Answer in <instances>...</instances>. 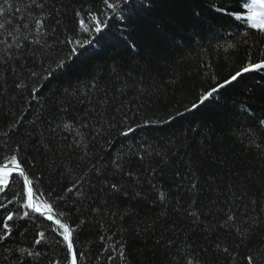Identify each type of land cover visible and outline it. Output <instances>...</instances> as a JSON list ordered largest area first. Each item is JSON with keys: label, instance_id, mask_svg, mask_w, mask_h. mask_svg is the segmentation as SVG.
Segmentation results:
<instances>
[{"label": "trees", "instance_id": "16d2710c", "mask_svg": "<svg viewBox=\"0 0 264 264\" xmlns=\"http://www.w3.org/2000/svg\"><path fill=\"white\" fill-rule=\"evenodd\" d=\"M37 3L44 4L42 12L30 0H8L11 7L0 0L6 8L0 13V155L27 157L37 194L63 197L57 210L86 221L75 241L86 256L81 264H171L186 245L199 264H246L249 249L264 251V130L244 134L254 126L244 108L264 117V71L245 74L192 108L240 68L250 46L254 59L264 49L255 30L243 44L244 27L215 11L213 0H155L150 9L137 0L126 31L113 18L101 34L84 33L75 12L90 25L85 14L103 9L102 0ZM37 19L44 20L39 32ZM93 37L72 54L68 40ZM128 125L135 131L124 136ZM73 182L78 190L68 192ZM109 183L140 195H113ZM20 191L16 183L7 198L0 194L8 211L21 210L22 201L13 199ZM22 210L30 217L9 222L12 235L0 242V264L61 258L63 240L53 222ZM229 211L241 226L247 217L258 219L250 239L224 226ZM5 215L0 209V218ZM39 232L45 240L36 245ZM122 239L127 260L112 250Z\"/></svg>", "mask_w": 264, "mask_h": 264}, {"label": "snow or ice", "instance_id": "6c2138e0", "mask_svg": "<svg viewBox=\"0 0 264 264\" xmlns=\"http://www.w3.org/2000/svg\"><path fill=\"white\" fill-rule=\"evenodd\" d=\"M4 2L8 5V7H11V5L8 4V0H4ZM30 3L33 7L41 9V12L43 11V3H37V0H30ZM102 3L104 5L103 9L90 11L89 13L85 14V16L91 21L90 25L85 23V17H82L80 12H75V16L79 18L78 23L82 31L84 33H104L105 30H110L109 21L113 20V18H115L121 25V31H126L128 21L132 18V14L137 9V0H102ZM154 3L155 0H139V7L150 9ZM216 3L217 0H213L212 7L215 11L232 18L234 22H238V27H244V31L242 33L243 44H248L247 37L249 35V30H255L258 35V42L264 43V0H231V2H229V0H223V3H221L218 7L216 6ZM229 7H231L233 10H229ZM5 11V6L0 5V13H4ZM16 11H19V9H16ZM46 19L47 17H45V20ZM35 25L37 32H39V30L44 26V20H35ZM3 27L4 24L0 23V28ZM93 39L94 37L85 39L83 41L75 39L68 40L69 43L74 45L71 50L72 54H78L77 49L91 44ZM132 47H135V45H132ZM227 47L235 49L237 45L229 44ZM63 63L64 61H60L57 67H62ZM260 71H264V49H257L256 58L254 59L250 46L249 50L246 52L245 61L240 66V68L234 73H231L222 82L218 81L214 86H211L208 90L199 95L197 97L198 103H193L192 108H199L200 105H203L210 98H214V94H217L220 89L231 85L233 82H237L245 74ZM32 75L36 76L37 74L32 73ZM91 86L96 87L95 84ZM250 99L251 97L249 100ZM244 112L251 116L254 120V126L248 128L245 131L244 134L246 136L252 135L257 129L264 130V117L257 116L252 111L250 106L244 108ZM168 119L174 120L175 116L170 115ZM121 123L126 124V121L122 120ZM63 127L70 128L71 125L64 124ZM80 127L88 129L89 125L81 122ZM108 127L111 128L113 125L109 124ZM101 131H103V125H101ZM134 131L135 129L128 125L127 131L123 132L122 135L127 136L129 133ZM78 134L81 136L83 135V133L79 132ZM250 143L254 144L252 141H250ZM255 146L257 148L260 147L258 144ZM140 158L142 159L143 157ZM26 164H28L27 157L22 160L20 155L15 152L9 156L0 155V194H4L5 198H7L6 193L10 186L19 183L21 186V191L19 193H15L13 199L22 201L21 210L15 211H8L5 203L0 201V209H3L6 213L5 217L0 218V225H2L3 228V234H0V242L6 240L12 235V227L9 222H13L14 220H24L25 218L30 217L29 211L22 210L28 209L31 210V212L39 213L40 216L45 217L48 221L53 222L55 225L54 230L58 232L59 237H62L64 250L61 258H50L48 264H81V260L86 259V256L82 250L77 248L75 241L78 238L82 228L86 225V221L81 219L79 216L73 218L70 212L57 210L59 208V202L63 200V197H44L42 194L38 195L37 193L39 192V189L35 187V184H38L39 181L36 180L34 182V180L29 177L28 173L30 171V167L26 168ZM95 167L96 166L93 165V168ZM118 167L120 166L118 165ZM120 170L123 172L122 167ZM127 175L129 178H131L133 174L128 172ZM16 177H19L20 180L17 181ZM74 189H77L76 182H73L72 187L66 188L68 192H73ZM108 189L113 195L129 198L139 197L140 195L139 193L131 194L129 190L125 188V186L118 185L117 183H109ZM195 189L196 184L193 183L190 190ZM158 199L163 201L165 199L164 193L160 192L158 194ZM12 202V200H8V203ZM96 212L97 214H102L100 213L99 209H96ZM132 215H134V213H129V217ZM191 215L193 217V222L197 223L198 218L196 214L191 213ZM121 220H124L123 216H121ZM258 223V219L247 217L241 226V222L237 219L236 214L231 211L226 214V219L224 220V226L228 227L230 230H234L237 236L242 240L251 238V236L254 234L253 229L258 225ZM128 231L130 234H136L134 230ZM149 231L150 229L147 226H144L141 229V232L144 234H147ZM38 235L39 239H35L34 243L36 245H41L45 240V233L39 232ZM104 239V236H100V240L103 241ZM173 247H175V245H173ZM217 248H220L219 244L217 245ZM112 250L118 253L119 258H122L123 260L128 259V255L126 253V244L123 239L120 241L119 245H117ZM222 251L224 253H228L229 249L224 247ZM19 252H27V255L33 258H42L43 255L40 251L26 250L24 248H20ZM108 259H115V257L111 255V252H109ZM245 259L246 264H260V261L264 260V251H253L249 249ZM171 264H199V257L194 255L190 245H186L183 250L177 248L176 252L172 254Z\"/></svg>", "mask_w": 264, "mask_h": 264}, {"label": "bare ground", "instance_id": "6f19581e", "mask_svg": "<svg viewBox=\"0 0 264 264\" xmlns=\"http://www.w3.org/2000/svg\"><path fill=\"white\" fill-rule=\"evenodd\" d=\"M29 174V173H28ZM29 177L32 178V176L29 174ZM33 179V178H32ZM35 213V212H34ZM36 214H39V213H36Z\"/></svg>", "mask_w": 264, "mask_h": 264}]
</instances>
